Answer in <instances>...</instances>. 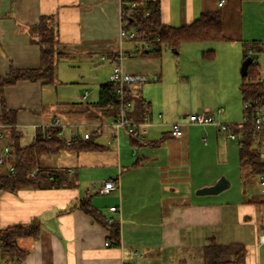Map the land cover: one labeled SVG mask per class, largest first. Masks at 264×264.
Instances as JSON below:
<instances>
[{
  "label": "crops",
  "instance_id": "1",
  "mask_svg": "<svg viewBox=\"0 0 264 264\" xmlns=\"http://www.w3.org/2000/svg\"><path fill=\"white\" fill-rule=\"evenodd\" d=\"M156 1L160 2L162 23L175 28L192 24L203 13L220 12L225 39L186 42L179 51H172L178 56V73L187 82L186 93L170 83L163 54L121 61L126 74L149 79L148 85L132 92L134 102L145 104L142 110L136 105V112H147L150 118L140 127L145 139L135 142L126 129L111 125L113 117L93 108L100 87L110 81V76L103 77V69L108 68L111 75L119 51L133 48L121 37V0H0V77L11 67L40 68V47L31 42L28 29L41 17H54L57 22V50L61 53L54 82L21 80L6 87V105L16 112V123L3 124L0 104V153L9 146L12 131L25 148L56 118L68 126L79 125L81 132H96L95 141L101 145L95 150L44 158V168L63 174L65 180L59 186L0 192V231L34 220L41 223L38 238L17 241L19 249L27 251L22 262L8 258L0 243V264H203L204 248L213 241L245 248L254 243L264 245L251 220L257 201L244 198L245 177L241 176L240 182L239 175L232 178V172L223 169L225 163L220 164L222 169L216 167L217 161H229L234 146L216 125L201 126L186 119L202 109L210 114L214 108L205 99L195 106L196 92L211 98L240 89L239 70L245 50L257 52L259 75L264 80V0ZM215 47L214 58L203 57L207 49ZM226 49L232 53L220 63L219 50L227 54ZM101 55L108 60L101 61ZM86 91L88 102L81 100ZM219 103L229 109V103ZM218 118L233 119L225 110ZM134 119L141 121L137 116ZM179 122L182 136L176 137L173 129ZM65 133L68 139L71 134L68 130ZM260 140L264 144L263 132ZM3 167L8 165H0ZM221 178L229 183L226 190L198 194ZM107 181H114L117 188L101 194ZM84 198H90L95 208L120 223L119 245L93 216L71 209ZM112 207L118 211L110 212ZM107 242L110 247L105 246ZM257 250L249 257L247 250L244 264H263Z\"/></svg>",
  "mask_w": 264,
  "mask_h": 264
},
{
  "label": "trees",
  "instance_id": "2",
  "mask_svg": "<svg viewBox=\"0 0 264 264\" xmlns=\"http://www.w3.org/2000/svg\"><path fill=\"white\" fill-rule=\"evenodd\" d=\"M134 4V7L131 5ZM121 6L126 14L123 23L127 29L138 27L139 39L151 44L152 50L141 55H162L163 51H179L181 45L186 42L205 43L219 42L225 39L222 31V17L220 12H207L200 15L192 24L180 28L166 26L161 21V6L156 0H121ZM31 42L40 47L41 65L39 69L19 70L11 67L9 73L0 77V104L2 107L1 119L3 124L13 126L16 123V112L8 110L5 101V89L15 85L21 80L33 82L55 81V70L61 57L57 50L58 24L54 17H41L37 25L30 27ZM249 49L244 52V60L249 57ZM215 50L210 49L203 53L206 59H212ZM258 64L253 57V63L248 68V75L242 79L240 86L242 100L245 103L249 99L264 95V82H260ZM253 71V72H252ZM248 78V79H247ZM117 85L113 82L103 84L99 90L98 102L93 106L95 110L103 111L107 116L118 118L121 102L116 93ZM133 93L126 90V100L133 103V109L128 112L130 118L137 116L143 121L147 112H136L138 107L142 110L145 104L142 101L134 102ZM234 132L242 140L239 150L240 166L248 168L247 176L256 178L264 174V160L260 155V147L264 145L260 140V134L254 133L252 125L233 126ZM60 129L39 130L36 140L30 146L22 148L19 143V135L11 132L9 146L10 155L4 165L14 167V173H10L8 167L0 168V192H16L23 188H51L61 185L65 180L63 174L57 175L42 166V160L46 157L59 156L63 152L88 151L101 147L96 143L97 133H93L90 139L77 141L73 145H67V138L59 136ZM264 133V130H263ZM50 134V137H47ZM137 142V141H135ZM3 165V166H4ZM36 172L35 176L31 174ZM50 176L54 179L50 180ZM259 203H264L261 199ZM71 209H81L94 217L96 221L110 231V239L115 245L120 244L121 229L117 220L109 221L106 215L95 208L90 198H84L75 203ZM41 231V223L34 220L28 225H16L0 231V243L4 253L11 260L22 262L27 251H21L17 245L19 238H38ZM205 261L203 264H244L247 249L241 244L220 245L211 242L204 248Z\"/></svg>",
  "mask_w": 264,
  "mask_h": 264
},
{
  "label": "built area",
  "instance_id": "3",
  "mask_svg": "<svg viewBox=\"0 0 264 264\" xmlns=\"http://www.w3.org/2000/svg\"><path fill=\"white\" fill-rule=\"evenodd\" d=\"M224 1H221L220 6L223 5ZM135 5L132 4L131 7ZM121 20H123V16L126 14L125 9H120ZM121 37L123 42H130L133 44V48L126 51L120 50L119 53L114 58L113 70L110 75V82H113L117 85L116 93L121 102V109L118 118L113 119L111 121V125L120 130L124 128L127 130L128 134L136 141L142 142L145 138L140 132V127L144 124L149 123V114L146 113L143 121H137L134 118H130L128 116V112L133 109V103L126 100V90L134 91L139 88L143 84L149 82V79L145 76H134L131 74H126L121 66V61L124 58H133L135 56L141 55L144 52H149L152 50V46L150 43L139 39L138 37V27H132L130 29L126 28V25L122 21V34ZM94 57H91L93 60ZM101 61H107L108 58L105 55H101L99 58ZM260 82H264L260 78ZM82 101H89V93L86 91L85 94L81 97ZM224 108H218L215 111H211L210 114L206 113H196L189 114L186 119L193 124L207 126V125H216L219 129V133L226 134L229 140H238L237 134L233 130V125L221 122L218 120L216 116L223 114ZM244 123L241 125H252L254 128V133L259 134L264 130V95L249 99L244 103ZM182 123H176L173 129V135L176 137L182 136L181 130ZM60 129L59 136H64L65 130H68L71 134L67 139V145H73V143L77 141H85L90 139L92 136V132L86 130L85 132H81V128L79 125L68 126L63 124L60 118L54 119L48 126L47 129ZM1 136V135H0ZM47 137H50V134H47ZM109 144H112L110 141ZM240 146L242 144V140L239 139ZM11 148L10 146H5L2 152L0 153V165H4L7 162V159L10 155ZM264 160V158H262ZM9 172L14 173V167L8 166ZM36 172L31 174L34 177ZM260 184L264 187V174L258 176ZM54 177L50 176V180H53ZM117 188V184L114 181H107L104 183L103 187L100 189L101 194H105L111 190ZM118 211L117 207L110 208V212L116 213ZM113 218H110L109 221H112ZM260 242L264 243V234L260 237ZM106 247H110L111 244L109 242L105 243Z\"/></svg>",
  "mask_w": 264,
  "mask_h": 264
},
{
  "label": "rangeland",
  "instance_id": "4",
  "mask_svg": "<svg viewBox=\"0 0 264 264\" xmlns=\"http://www.w3.org/2000/svg\"><path fill=\"white\" fill-rule=\"evenodd\" d=\"M210 50V49H207ZM226 51L228 52V50L226 49ZM230 53L232 52H228L227 54H222L219 50V61L220 63H223L228 57H230ZM163 58H164V67H165V73L169 76L168 78H170V83L173 85V82L175 83V85H173L175 87V89L179 90L180 92L186 93L184 91V88L186 87V81L184 80V76H182L178 70V65L177 63H175V60H178V56H173V53L171 50H165L163 51ZM215 55H216V47H215ZM249 56L254 57L255 59H257L258 54L257 52H249ZM243 58V57H242ZM244 61V60H243ZM242 61V63H243ZM241 63V66H242ZM258 72H261L260 67L258 66ZM239 75L241 77V80L243 79V76L241 75V67L239 70ZM253 72V71H252ZM103 77H109L110 76V72L108 71V68L103 69ZM248 79V78H247ZM148 85L143 84L142 86ZM200 92H196L194 95V98L196 99V102L194 103L195 106L202 104V99H205V102L207 104H214V108L213 111L217 110L218 108H224L225 110V114H230L232 116L233 119H231L230 121H225V120H221V122H225L228 124H243L244 123V102L242 100V95L240 93V89H235V90H230L227 92H222L219 95H213L211 96L212 101H210L209 99H211L209 96H200ZM227 102L230 104L229 109H227V107L222 104L219 103L217 104V102ZM213 102V103H211ZM182 106H188V104H184ZM207 109V108H206ZM203 113V109L201 111L198 112V114ZM224 113V112H223ZM189 114V113H188ZM223 115V114H222ZM217 118L219 116H216ZM218 120H220L218 118ZM233 120V121H232ZM122 131L124 128H121ZM125 131V130H124ZM126 133V131H125ZM66 136H68V132L66 131ZM127 134V133H126ZM128 135V134H127ZM128 137V136H127ZM260 138V137H259ZM228 140V139H227ZM229 143L230 146H234V150L232 151V155L229 159V161L227 160L226 162L223 161H217L216 163V167H218L219 169H222L220 164L223 165L224 163L227 164V167H225L223 169L226 170H230L232 172V178H234V176H238L239 175V182L242 181V177H245V182H244V186H245V200L246 201H257V203L255 202L253 205L256 206V210H255V217L253 219H251L252 221L254 220L256 223V227L259 230V234L263 235L264 234V203L259 204V201L261 199L264 200V188L260 185V181H259V177L257 176L256 178H250L248 176H246V173H248V168H240L239 166V159H238V151H239V139L236 141H232L229 140L227 141ZM260 155L261 158H264V145H262L260 147ZM241 170V171H240ZM225 179V178H224ZM253 244V243H252ZM258 245H256L255 243L253 245H251L250 247L247 246V250H248V257L251 254H255L256 250L258 252L261 253V263L264 264V245L259 247Z\"/></svg>",
  "mask_w": 264,
  "mask_h": 264
},
{
  "label": "water",
  "instance_id": "5",
  "mask_svg": "<svg viewBox=\"0 0 264 264\" xmlns=\"http://www.w3.org/2000/svg\"><path fill=\"white\" fill-rule=\"evenodd\" d=\"M253 63V57L249 56L245 59L241 66V75L247 76L248 75V68ZM229 187V183L226 179L221 178L215 185L203 188L198 191L200 195H211V194H219L226 190Z\"/></svg>",
  "mask_w": 264,
  "mask_h": 264
}]
</instances>
